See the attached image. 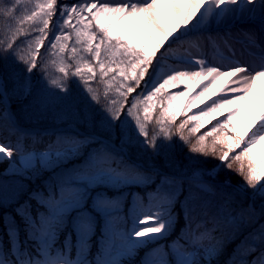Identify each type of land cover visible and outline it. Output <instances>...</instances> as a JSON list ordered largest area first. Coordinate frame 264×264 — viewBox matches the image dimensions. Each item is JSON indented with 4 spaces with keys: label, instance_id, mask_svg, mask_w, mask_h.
<instances>
[{
    "label": "snow or ice",
    "instance_id": "6c2138e0",
    "mask_svg": "<svg viewBox=\"0 0 264 264\" xmlns=\"http://www.w3.org/2000/svg\"><path fill=\"white\" fill-rule=\"evenodd\" d=\"M20 5H25L24 14L14 16ZM26 9L25 0L0 8L16 24L13 28L6 22L10 35L6 46L0 47V55L22 62L29 74L21 83L20 74L11 72L7 78L12 82L11 92L7 80L0 77V128L16 138L14 144L0 143V163L8 158L4 175L20 178L0 181V208L16 205L15 215L4 212L0 216V264H134L139 250L149 245L154 247L139 264H213L223 248L215 233L228 227L234 238L242 226L252 230L237 245L228 264H264V154L256 151L264 146V109L243 136L236 133L264 80V0H40L30 14ZM237 22L259 25V39L255 33H246L253 48L250 62L235 58L234 53L220 55L216 62L191 52L196 45L190 38L202 40L207 33V40L214 42L213 28L219 35V29H229ZM24 24L38 33L27 41L26 55L21 54L23 44L14 47L13 43L17 36L28 34ZM165 42L168 47L153 64ZM42 47L45 55L56 58V70L62 76L49 80L48 87L37 85L36 121L67 99L53 89L67 92L69 77H78L91 101L99 102L90 86L99 76L105 96L114 88L118 97L104 105L107 115L94 123L87 97H81L82 107L72 110L77 123L97 131L84 134L69 125V130L38 133L17 123L12 98L32 95L30 74L37 67ZM170 56L175 65L165 71L163 64ZM141 81H145L143 89L120 120L128 95ZM180 86L183 91L168 92ZM205 96L211 103L187 115L193 104L204 103ZM156 107L160 108L157 128L149 137L147 124ZM225 113L224 120L189 147L191 153L218 159V164L206 168L205 161L193 156L176 159L173 135L189 144L186 128L189 135H195L210 122L209 117ZM181 115L185 119L176 125ZM66 116L60 114L56 120L66 123ZM40 144L42 148L37 147ZM131 147H137L146 159L133 160L128 154ZM14 152L17 159H13ZM76 160L80 163L64 167ZM225 168L243 180L230 193L223 190L231 187L230 180L219 188L212 183ZM43 172L52 173L53 178L18 203L23 181ZM133 188L144 189V195L130 191ZM237 194L249 199L247 207L233 206ZM181 216L183 225L177 231ZM173 233L175 237L169 240ZM162 240L168 243H160Z\"/></svg>",
    "mask_w": 264,
    "mask_h": 264
},
{
    "label": "rangeland",
    "instance_id": "374dc122",
    "mask_svg": "<svg viewBox=\"0 0 264 264\" xmlns=\"http://www.w3.org/2000/svg\"><path fill=\"white\" fill-rule=\"evenodd\" d=\"M69 2H70V0H69ZM29 3V2H28ZM165 13H166V15L168 14V10L167 11H165ZM168 25H169V27H171V22L169 21L168 22ZM243 27H246V26H243ZM247 27H249V28H252L253 29V31H255V34H256V37H257V39H259L260 38V32H259V25L258 24H251V23H249L248 24V26ZM224 29V28H223ZM244 29V28H243ZM182 30V29H181ZM245 30V29H244ZM227 32V29H224V30H220L219 29V35H217V30L215 29V28H213V30H212V32H211V35L212 36H214L215 37V41L214 42H211V43H213L215 46H219L220 47V50L218 51V55H214V54H212V53H210L209 52V50H208V48H207V42H208V40H207V33L205 34V38L204 39H202V40H196L195 38H190V40H189V42L190 43H192V44H195L196 45V47H192L190 50H191V52L192 53H195V55L196 56H199V55H201V54H204V55H206L207 56V58H208V60L209 61H216V62H218L219 61V57H220V55H224V56H232L233 55V53H234V55H235V58H237V59H239V60H241V61H249L250 62V60H251V57L249 56V52L250 51H252L253 50V48H252V45H251V43H250V40H247L244 44H243V48H244V50L243 51H241L240 52V50H242L240 47V45L238 44V43H234V44H232V49H234V51H232V52H230V53H226L225 51H224V47H223V45H222V43H225V33ZM178 33H174L173 35L175 36V35H177ZM153 35H155V33H153ZM156 39L157 40H159V37L157 36L156 37ZM241 40H242V42H244L243 41V39L241 38ZM23 44V43H22ZM182 51H183V49H182ZM22 55H26L25 53H21ZM195 58V57H194ZM55 57H53V56H51V55H47V57L45 58L44 57V62H43V72H42V76H41V80H42V78H43V80H44V78L46 79L45 81H44V87H48L49 86V83H48V81L49 80H51V79H58V78H60L61 76H62V74L61 73H59L57 70H56V63H55ZM14 61H15V63H16V65L18 64V63H20V61H18L17 59H14ZM66 63H69V64H71V62L70 61H65ZM22 63V62H21ZM44 63H45V67H44ZM175 65V64H174ZM174 65H172V66H174ZM24 67H25V65L22 63V68L24 69ZM164 69H165V71H167L168 70V68L167 67H164ZM72 70L74 71L75 69H74V67L72 68ZM23 83V82H22ZM221 83H223V81H221ZM67 84H68V91L67 92H59V90L58 89H53V90H55V91H57V93L59 94V95H61V96H65V95H67V99L64 101V102H62V103H59V104H57L56 106H55V109L54 110H52V109H50L47 113H46V115H45V117L48 119V120H51V119H53L54 118V115L52 114L53 112H55L56 114H58V115H60V114H64V113H68V114H71L70 113V110H68V108H67V102H69L70 100L71 101H73L75 104L74 105H76L77 107H82V103H81V101L78 103V101H79V95H80V97H87L88 98V102H90L89 100L91 99L90 98V96H89V94L88 93H86L85 91H84V85H83V83L80 81V79L77 77V78H72V77H69V79H68V81H67ZM93 85H96V83H95V81H93L92 83H91V87H93L94 88V86ZM78 87H81L83 90H81V91H79V94H77L78 93ZM219 87V85H217V88ZM105 88V87H104ZM102 89V88H101ZM262 89H263V87H262ZM102 90H104V89H102ZM184 90V87L183 86H180V88H178V90L176 91V92H179V91H183ZM197 91H198V89H197ZM72 93H73V95H72ZM72 95V96H71ZM108 98H110V99H114V98H117V96L116 95H113L110 91H108ZM73 97H75V99H72ZM218 97H213L212 99H217ZM109 99V100H110ZM109 100H107L106 102H105V104H109L110 103V101ZM203 100H204V103H200L198 106L196 105V104H193L192 106H191V108H190V110H193V111H196V113H198L199 111H200V109L201 108H204L205 106H206V104H208V103H211V101L208 99V97L207 96H205L204 98H203ZM261 100H259L257 103H256V106L259 104V102H260ZM254 103V102H253ZM104 104V105H105ZM34 108H36V105L33 103L32 104V106H30L29 107V110L28 111H31L32 109H34ZM249 111V112H251V111H253L254 110V107L252 106V104L250 103V107H249V109H246L245 111ZM35 112H37V109L35 110ZM52 114V115H51ZM107 115V113L105 112V111H103L102 110V112L100 113V114H98L97 116L101 119V117H104V116H106ZM122 115H123V113H122ZM215 115V119L217 118V116H218V114H214ZM124 116V115H123ZM100 119H96L97 121H99ZM254 119V118H253ZM35 120H36V117H35ZM255 120V119H254ZM208 121H210V122H205V126H207V125H209V123H211V122H214V119H213V117H209L208 118ZM252 122H253V120L251 121V120H248V119H246V120H244V121H242L241 122V120L238 122V124H237V128H236V133L237 134H239V135H241V136H243L244 134H245V132L248 130V128H249V126L252 124ZM205 128V127H204ZM204 128H202V129H204ZM201 129V130H202ZM140 139H143V138H140ZM188 147H186V149H187ZM135 149H136V147H135ZM138 149V148H137ZM139 150V149H138ZM256 151L257 152H259V153H261V154H264V146H260L258 149H256ZM236 152H239V149H236ZM134 153H136L137 154V156L135 155L134 156V154H131V153H129L128 152V154L131 156V158L133 159V160H140V159H146V157H142L141 155H140V150H139V152L137 153V152H134ZM236 153L234 152V153H232V155H235ZM17 159V158H16ZM70 162H72V161H70ZM69 162V163H70ZM68 163V164H69ZM8 167H9V160H8V158H5V160L2 162V163H0V176H1V178H0V181H13V180H19L20 178L19 177H15V176H8V175H4V173H5V171L8 169ZM235 167H237V165H235L234 164V168ZM229 171V175H236L233 171H231V170H228ZM232 173V174H231ZM42 177H44V173H42L40 176H39V180H41L42 179ZM38 179V178H37ZM242 181V178L240 177V176H237V177H234L230 182H232L233 184H235V185H237V184H240V183H242L241 182ZM231 183V184H232ZM36 188H37V186H36ZM134 189L135 188H133V189H130V191H134ZM26 191H28L27 189H26ZM25 191V192H26ZM0 210H3V208H0ZM141 227H143V225H141Z\"/></svg>",
    "mask_w": 264,
    "mask_h": 264
},
{
    "label": "trees",
    "instance_id": "16d2710c",
    "mask_svg": "<svg viewBox=\"0 0 264 264\" xmlns=\"http://www.w3.org/2000/svg\"><path fill=\"white\" fill-rule=\"evenodd\" d=\"M39 2H40V0H25V3L27 5V9H26L27 14H30L31 10L35 7V4L39 3ZM10 6H15V0H0V8L10 7ZM16 7H17V11H15L13 15L14 16L23 15L24 13L21 11V9H24L25 5H20V6H16ZM6 22L11 23L13 28L16 27L15 21H10L9 18L4 17L2 15V13H0V47L6 46L5 41L8 38V36L10 35V33L7 31V28L5 27ZM22 27L25 29H29L28 34L25 36H17L13 43H14V47H16L17 45H21L23 43V48H24L23 53L27 54V41L34 39V37L36 35H38V33L34 30H31L32 26L29 24H24V25H22ZM14 59L15 58H13L11 56H9L7 59H5L2 55H0V74L5 80H7L8 75L11 72L16 71L19 74L21 72L22 63L20 62L16 65ZM88 59H90V57H88ZM43 61H44V53L39 55L38 59H37L38 67L40 69L43 66ZM150 71H151V69H150ZM146 79H147V77H146ZM7 82H8V87L11 88L12 82L10 80H7ZM95 83L98 85V88L104 89V84L100 82L99 76H97ZM144 83H145V81H141L140 87L136 88V91H134L133 93L128 95L127 100L125 101L124 108L121 112L120 120L125 119V117L123 115H127V109L131 106V103L133 102V98L136 97L141 92V90L143 89ZM170 90H168V92H170ZM109 91H111V93L113 95H115V89L114 88L109 90ZM100 96L103 100H109L110 99V98H108V96H105V94H100ZM117 98H114V99H117ZM111 100L112 99H110L109 101H111ZM159 112H160V108L156 107L153 111V114H152L153 115L152 120L150 122H148V124H147V131L151 130L153 132L157 128L156 117H158ZM122 113H123V115H122ZM187 115L190 116L191 114L187 113ZM141 118H143L142 114H141ZM184 119H185L184 115H181L180 117H178L176 120V125H178ZM128 120H132V118L128 117ZM132 121H134V120H132ZM116 123L118 124L119 121H117ZM213 125H215V123L208 125V127H205L204 130L203 129L200 130V132L196 133L195 135H189L188 129L186 128L184 130V134L186 136H188V140L190 142L189 144H185L183 141H181L178 135H173L171 142L176 144V149H175L173 154L177 155V154H180L183 152L182 153V160H183L185 158V156L189 155L190 145L194 144L196 142V139L198 138V136L203 134L204 132H207L208 130H210ZM188 127H191V125H189ZM117 131H119V129H117ZM173 132H175V127H173ZM159 141H161V140H159ZM163 142L169 143V141H163ZM186 147H188V149H186ZM192 154H194V156L198 157L199 160L207 161L210 166L215 164L218 161V159H215L211 156L206 158V157L201 156L200 154H197V153H192ZM231 171H233L236 175L235 176L234 175H227L228 173L226 172L225 175L224 174L221 175V178L232 180L234 177L239 176L234 170H231ZM241 182L243 183V180ZM245 200H246V198L244 196L237 194L236 206L235 205H233V206L236 207L237 209H239L241 206V203H242V207H246ZM253 227H254V225H253ZM251 230H252L251 227H243L242 226L241 230L239 231L238 234L235 235L234 238L232 236V229L228 228V227H224L221 231H218L215 233V236L223 241L222 251L217 256V257L221 258L222 254H223L222 260L219 264H228L230 258L233 256L234 250L236 249L237 245L240 244L241 240H243L244 237ZM237 259H239V257H237ZM249 259H251V257H249Z\"/></svg>",
    "mask_w": 264,
    "mask_h": 264
},
{
    "label": "bare ground",
    "instance_id": "6f19581e",
    "mask_svg": "<svg viewBox=\"0 0 264 264\" xmlns=\"http://www.w3.org/2000/svg\"><path fill=\"white\" fill-rule=\"evenodd\" d=\"M167 10L168 9L166 7L165 8V11H167ZM243 26H246V27H243ZM247 26H248V23L247 22H237V23L233 24L232 27H230V28H233V27L236 28V32L239 34V36L245 37V36H248V35H246V33H255V31H253L252 28H249ZM260 83H261V93L258 95L257 99H260V98H262V99H261V102L257 106V109H256L257 115L260 113L261 109H264V93L262 91V87L264 86V80H262ZM252 116H253V112H249L248 110L245 111L243 113L241 122L244 121V120H246V119L252 120V118H253Z\"/></svg>",
    "mask_w": 264,
    "mask_h": 264
}]
</instances>
